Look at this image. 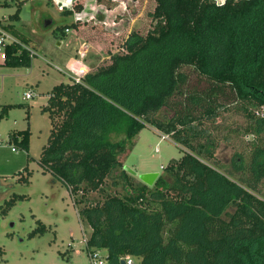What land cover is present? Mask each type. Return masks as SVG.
<instances>
[{
	"label": "trees",
	"instance_id": "trees-1",
	"mask_svg": "<svg viewBox=\"0 0 264 264\" xmlns=\"http://www.w3.org/2000/svg\"><path fill=\"white\" fill-rule=\"evenodd\" d=\"M77 8L86 15L83 5ZM19 11L20 5L13 18ZM61 11L73 16V9ZM152 16L153 27L145 35L132 30L109 63L82 82L53 87L42 107L52 128L38 162L75 203L102 191L118 172L124 193L79 211L92 227L88 254L105 250L111 264L128 256L140 264H264V0H156ZM11 27L5 25L17 41L7 45L2 65L31 67L35 51ZM186 66L204 87L189 85ZM162 109L171 115L160 118ZM231 111L246 120L234 132L252 138L223 169L212 162L223 140L214 131ZM147 124L184 152L153 185L135 182L120 159ZM30 138L29 126L10 132L26 151ZM45 231L39 220L30 236Z\"/></svg>",
	"mask_w": 264,
	"mask_h": 264
},
{
	"label": "rangeland",
	"instance_id": "rangeland-1",
	"mask_svg": "<svg viewBox=\"0 0 264 264\" xmlns=\"http://www.w3.org/2000/svg\"><path fill=\"white\" fill-rule=\"evenodd\" d=\"M19 5V18L15 19L13 15ZM77 5H83L86 15L78 11ZM61 6L73 9V16L62 14ZM155 7L156 0H71L70 3L68 0H0V20L9 19L13 33L20 39H28L29 47L35 51L31 67L0 64V115L5 106L12 105L0 118V138L18 149L0 147V248L3 251L0 264H90L86 244L92 227L80 217L79 211L91 204L89 201H102L108 193L123 194L124 186L118 172H114L102 191L90 192L88 200L75 203L69 188L59 180L54 182L53 175L44 173L38 162L52 128L51 119L42 112V107L54 86L71 81L62 63L66 55L89 65L76 63L74 67L80 70L93 71L109 63L112 53L123 51V43L132 30L145 35L153 27ZM47 21L51 24L46 25ZM74 22L77 27L71 25ZM65 25L71 26L59 45L58 35ZM182 70L190 73L191 87L206 85L190 67ZM30 90L35 92L33 98L26 97ZM157 114L168 118L171 111L162 109ZM218 122L220 125L214 133L223 140L216 147L212 162L217 161V165L220 163L227 169L232 167L235 154L246 151L252 137L234 132L245 125L242 113L225 112ZM28 126L31 138L30 150L26 151L10 140V132ZM134 141L133 148L120 159L125 162V169L128 166L137 172L132 174L135 182L141 181L142 173L161 174L164 167L184 153L181 145L150 124ZM80 197L79 194L77 198ZM11 198L15 203L6 210ZM39 220L47 226V231L31 237ZM101 251L106 254L105 250Z\"/></svg>",
	"mask_w": 264,
	"mask_h": 264
},
{
	"label": "built area",
	"instance_id": "built-area-1",
	"mask_svg": "<svg viewBox=\"0 0 264 264\" xmlns=\"http://www.w3.org/2000/svg\"><path fill=\"white\" fill-rule=\"evenodd\" d=\"M5 25L6 24L0 20V64H4L7 59V45L17 41L16 37L5 28ZM67 31H69V29H67ZM88 72L89 68L88 70H84L83 68L80 70L74 67L72 68V74L70 77L75 82H82L83 78ZM34 95L35 92L31 90L26 92L27 98H33ZM163 138H166V136H163ZM1 146H9L13 151H18L17 147L15 145H11L10 141H4L0 138V147ZM103 252L104 251L99 250L90 253V264H111L107 258V253L105 254ZM124 260L125 264H140L139 260L133 256H128L127 258H124Z\"/></svg>",
	"mask_w": 264,
	"mask_h": 264
},
{
	"label": "water",
	"instance_id": "water-1",
	"mask_svg": "<svg viewBox=\"0 0 264 264\" xmlns=\"http://www.w3.org/2000/svg\"><path fill=\"white\" fill-rule=\"evenodd\" d=\"M51 24V21H47L46 25ZM126 170H128L129 173L136 175L137 172L135 170H133L132 168L126 166ZM159 173L158 172H146V173H142L139 175V178L141 181H143L144 183L148 184V185H153L154 182L156 181V179L158 178ZM121 264H125V260L122 259L121 260Z\"/></svg>",
	"mask_w": 264,
	"mask_h": 264
},
{
	"label": "crops",
	"instance_id": "crops-1",
	"mask_svg": "<svg viewBox=\"0 0 264 264\" xmlns=\"http://www.w3.org/2000/svg\"><path fill=\"white\" fill-rule=\"evenodd\" d=\"M4 21H7V23L13 25L11 22H9V19H7V18H4ZM29 40L31 41V39H29ZM61 42L63 43V41L60 39L59 45L62 44ZM64 42H66V41H64ZM78 62L81 63V64L83 63V64L86 65V63H84V61H80V59H76L75 57L70 56V54L66 55V57L62 61L63 66H64V70H65L64 72L67 73L70 76L72 74V68H74V65L76 63L79 64ZM86 66L88 67L89 65H86ZM59 69L62 70L61 67Z\"/></svg>",
	"mask_w": 264,
	"mask_h": 264
},
{
	"label": "clouds",
	"instance_id": "clouds-1",
	"mask_svg": "<svg viewBox=\"0 0 264 264\" xmlns=\"http://www.w3.org/2000/svg\"><path fill=\"white\" fill-rule=\"evenodd\" d=\"M68 2L70 3V2H71V0H68Z\"/></svg>",
	"mask_w": 264,
	"mask_h": 264
}]
</instances>
